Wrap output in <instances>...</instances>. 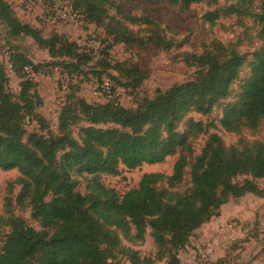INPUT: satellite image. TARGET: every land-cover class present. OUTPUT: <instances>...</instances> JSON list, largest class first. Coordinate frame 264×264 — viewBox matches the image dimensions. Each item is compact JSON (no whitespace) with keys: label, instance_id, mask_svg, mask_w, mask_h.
Masks as SVG:
<instances>
[{"label":"trees","instance_id":"trees-1","mask_svg":"<svg viewBox=\"0 0 264 264\" xmlns=\"http://www.w3.org/2000/svg\"><path fill=\"white\" fill-rule=\"evenodd\" d=\"M71 1L89 23L105 27L112 38L109 47L122 43L146 48L153 42L166 49L173 46L158 22L127 13L115 0ZM141 1L169 3L180 11L206 3L215 6L205 15L211 24L234 15L254 17L261 26L262 45L249 54L237 44L215 40L201 53L185 51L183 60L197 67L196 76L157 90L153 97H140L136 91L146 79L139 64L104 61L100 81L108 68L125 81L107 74L115 96L88 101L78 95L72 77L86 74L90 51H80L75 41L57 31L44 35L41 28L20 19L9 0H0V23L8 35L31 37L55 59L41 65L20 46L11 45V71L21 79L18 92L9 87L6 69L0 66V168L21 173L9 185L6 206L10 215L0 216V222L9 226L0 264H154L156 260L181 264L180 252L198 229L220 216L223 205L247 194L264 198V186L259 183L264 179V141L241 138L237 144L226 145L219 133L210 132L213 124L189 117L192 112L208 115L222 107L219 123L228 132L241 135L244 129L264 126V0L257 12L255 0L223 6L219 0ZM112 7L115 14L110 13ZM123 19L151 25V33L131 30ZM30 65L36 73L56 68L67 71L63 77L67 88L71 87L55 126L40 112L43 99L38 81L25 71ZM245 68L248 71L242 77ZM235 83L239 84L235 97L225 102ZM118 84L133 88L136 106L121 104ZM81 122L85 125L75 133ZM202 133L209 136L195 157L192 141ZM177 154L172 174L145 173L139 186L123 195L101 180L104 174L116 176L122 168L162 163ZM189 166L191 186L184 188ZM83 175L89 178L86 193L78 189ZM14 184L20 185L16 204L29 207L42 229L11 211ZM148 229L157 247L155 257L141 256L134 248L145 242Z\"/></svg>","mask_w":264,"mask_h":264},{"label":"rangeland","instance_id":"rangeland-1","mask_svg":"<svg viewBox=\"0 0 264 264\" xmlns=\"http://www.w3.org/2000/svg\"><path fill=\"white\" fill-rule=\"evenodd\" d=\"M17 15L25 22L31 23L42 29L44 35L51 31H57L70 41L89 40L97 38L101 42L98 51H86L79 47L80 51L91 54V60L84 66L86 74H75L72 77V83L79 87L78 95L88 101L105 100L94 91V86L100 82L98 76L101 73L100 65L104 61L115 64L137 63L145 73L146 79L136 90L140 97H153L157 90H165L168 87L193 79L196 76L197 67L188 64L183 60L182 53L203 52L206 46L215 40L224 43H233L238 45V49L243 53H253L262 45L259 36L260 24L254 20V17L238 18L237 16L222 17L216 23L211 24L205 19L208 11L215 9V6H209L206 3H194L190 10L180 11L177 7L169 3L144 2L141 0H115L127 13L135 16H147L160 24L163 34L167 39H172L173 46L166 49L160 44L153 42L146 48L130 47L122 43L109 47L112 38L107 35L104 26H97L89 23L78 13L75 19L59 20L57 23L49 21V10L53 0H9ZM236 0H219L220 5H227ZM261 0H255L254 8L257 12ZM110 13L115 14L116 9L110 8ZM118 17L122 18L118 15ZM131 30L139 31L142 35L151 33L148 29L151 25L131 23L123 19ZM11 45L20 46L35 63L41 65L49 64L55 59L49 56V53L38 47L31 37L13 39L8 35L7 29L0 23V66L6 69L9 77V87L18 92L20 90V78L15 72L10 71L9 53L12 50ZM253 57L250 55L249 59ZM47 67V66H46ZM49 69V68H48ZM92 69H95L92 70ZM66 71V70H65ZM248 68H245L242 77L246 75ZM62 69H53L52 72L36 73L38 89L41 93L43 103L40 106V112L49 119L51 124L56 125L58 112L70 91L71 86L67 88V80L63 77ZM120 77L119 72L113 68H108L103 77L109 75ZM67 77V75H64ZM69 76V75H68ZM123 83L121 77L119 78ZM120 102L125 107L136 106V96L132 87H124L121 84L116 85ZM239 84L232 86V93L225 102L232 100ZM222 107H216L215 110L203 115L192 112L189 117L197 121H203L205 124H213L210 132L219 133L224 139L226 145L237 144L241 138L247 142L264 141V126L260 124L256 129H244L241 135L226 131L219 123L222 117ZM36 124V123H35ZM85 125L84 122L75 128V133L79 127ZM33 127V125H30ZM184 129V125L180 126ZM208 133H202L192 141L194 156L201 153ZM179 154L168 157L164 162L157 164H143L134 169L122 168L119 175H102V182L109 188L116 189L121 195L129 190L139 186L142 176L149 172H163L172 174L175 162ZM18 169L3 170L0 168V216L8 217L10 212L6 206V199L9 196V185L20 177ZM80 185L78 189L82 193L87 192L89 178L87 175L79 176ZM264 186V179L259 181ZM191 186L190 166L186 170V182L184 188ZM20 191V185L14 184L12 196L14 204L11 211L16 216L26 219L27 223L36 229H42L40 223L31 217L29 207L22 208L16 204V196ZM148 229L144 243L134 246L138 249L141 256L155 257L157 247L153 237ZM9 232V226L3 221L0 222V250L4 243L6 234ZM181 264H262L264 263V198L254 194H247L239 200L231 201L221 208V214L215 217L209 223L198 229L191 238V243L180 252ZM127 262V258H123ZM129 262V261H128ZM127 262V263H128ZM154 264H166V261L156 260Z\"/></svg>","mask_w":264,"mask_h":264},{"label":"built area","instance_id":"built-area-1","mask_svg":"<svg viewBox=\"0 0 264 264\" xmlns=\"http://www.w3.org/2000/svg\"><path fill=\"white\" fill-rule=\"evenodd\" d=\"M54 3L51 5L49 14V21L57 23L59 20H70L75 19L78 16L79 11L75 8L73 1L71 0H53ZM77 44L79 47L84 48L87 51L96 50L98 51L101 47V42L97 38L78 40ZM9 70H12V65L9 63ZM28 76L33 79L36 78V71L32 65L27 66L25 69ZM113 83L110 78H103L102 81L98 82L94 86V91L97 95L112 98L115 96L112 90Z\"/></svg>","mask_w":264,"mask_h":264},{"label":"crops","instance_id":"crops-1","mask_svg":"<svg viewBox=\"0 0 264 264\" xmlns=\"http://www.w3.org/2000/svg\"><path fill=\"white\" fill-rule=\"evenodd\" d=\"M207 224V223H206ZM205 225V224H204Z\"/></svg>","mask_w":264,"mask_h":264}]
</instances>
